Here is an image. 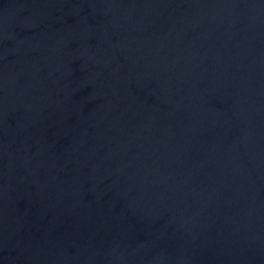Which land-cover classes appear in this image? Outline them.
<instances>
[{"label":"water","instance_id":"water-1","mask_svg":"<svg viewBox=\"0 0 264 264\" xmlns=\"http://www.w3.org/2000/svg\"><path fill=\"white\" fill-rule=\"evenodd\" d=\"M0 264H264V0H0Z\"/></svg>","mask_w":264,"mask_h":264}]
</instances>
